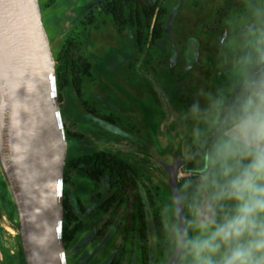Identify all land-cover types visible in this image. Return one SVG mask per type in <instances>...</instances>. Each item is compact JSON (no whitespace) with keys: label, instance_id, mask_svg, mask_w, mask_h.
Instances as JSON below:
<instances>
[{"label":"rangeland","instance_id":"374dc122","mask_svg":"<svg viewBox=\"0 0 264 264\" xmlns=\"http://www.w3.org/2000/svg\"><path fill=\"white\" fill-rule=\"evenodd\" d=\"M38 1L54 57L71 40L76 55L91 64L81 97L72 85L57 91L68 143L63 200L79 228L66 245L68 263L110 264L119 256L123 264L139 262L140 227L132 202L107 208L109 177L97 182L72 166L105 151L138 172L150 261L167 264L160 216L169 190L164 165L179 167L191 143V124H184L183 111L200 90L223 85L220 36L240 0H149L162 11L161 36L154 40L151 27L141 43L129 14L117 26L102 10L107 0H56L50 6L51 0ZM5 181L0 165V183ZM10 205L0 203V263L25 264L17 212Z\"/></svg>","mask_w":264,"mask_h":264},{"label":"clouds","instance_id":"9594fccd","mask_svg":"<svg viewBox=\"0 0 264 264\" xmlns=\"http://www.w3.org/2000/svg\"><path fill=\"white\" fill-rule=\"evenodd\" d=\"M223 85L182 113L187 144L161 204L167 264H264V0L220 36Z\"/></svg>","mask_w":264,"mask_h":264},{"label":"water","instance_id":"95a60500","mask_svg":"<svg viewBox=\"0 0 264 264\" xmlns=\"http://www.w3.org/2000/svg\"><path fill=\"white\" fill-rule=\"evenodd\" d=\"M0 165L25 264H68L63 179L68 143L56 65L38 0H0ZM168 182L176 167L164 165Z\"/></svg>","mask_w":264,"mask_h":264},{"label":"trees","instance_id":"16d2710c","mask_svg":"<svg viewBox=\"0 0 264 264\" xmlns=\"http://www.w3.org/2000/svg\"><path fill=\"white\" fill-rule=\"evenodd\" d=\"M55 2L56 0H51L47 6ZM102 10L112 18L117 26L125 24L126 14H129L131 23L137 28L139 43L143 40L145 30L151 27L154 40L161 36L163 15L158 3L152 4L149 0H107ZM77 49L76 44L67 40L54 57L59 94L64 88L72 85L77 95L82 96L83 76L90 75L91 64L82 54L76 55ZM59 99L61 100V97ZM72 166L97 182L102 176L109 177L112 196L107 205L122 203L125 200L132 202L135 219L140 227L141 242L146 246L148 241L145 232V211L140 194L138 172L125 160L105 151L81 157L75 160ZM76 222L77 217L70 210L67 202H64L63 241L65 246L73 241L78 232Z\"/></svg>","mask_w":264,"mask_h":264},{"label":"flooded vegetation","instance_id":"af4514ba","mask_svg":"<svg viewBox=\"0 0 264 264\" xmlns=\"http://www.w3.org/2000/svg\"><path fill=\"white\" fill-rule=\"evenodd\" d=\"M7 193L9 194V197L6 195ZM110 199H111V197L108 200H106L105 203H104V205H106L107 208H111L114 204L118 203V202H116L113 205L108 206L107 202ZM10 200H11V203H12V206H13V211L16 214L14 203L12 201V196H11V193H10V190H9V187H8L6 181L4 182V184L0 183V203H2V204L6 203L7 205H9L11 207ZM78 231H79V228H78ZM76 234H75V236H76ZM75 236H74V239H75ZM74 239H73V241H74ZM137 240H138V244H139V247H138L139 248V251H138L139 262H138V264H151L150 257H149L148 243L145 246L144 243L141 242L142 239H141V236H140V230H139V233L137 235ZM72 242H70V243H72ZM65 248H66V246H65ZM66 253H67V250H66ZM67 261H68V258H67ZM110 264H123V257H121V256L117 257L116 259L112 260L110 262Z\"/></svg>","mask_w":264,"mask_h":264},{"label":"bare ground","instance_id":"6f19581e","mask_svg":"<svg viewBox=\"0 0 264 264\" xmlns=\"http://www.w3.org/2000/svg\"><path fill=\"white\" fill-rule=\"evenodd\" d=\"M0 91H1V82H0ZM9 230V229H8ZM11 231V230H10Z\"/></svg>","mask_w":264,"mask_h":264}]
</instances>
